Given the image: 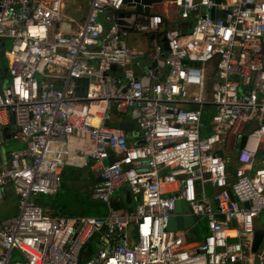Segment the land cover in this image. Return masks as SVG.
Masks as SVG:
<instances>
[{"label": "built area", "instance_id": "2783aa9c", "mask_svg": "<svg viewBox=\"0 0 264 264\" xmlns=\"http://www.w3.org/2000/svg\"><path fill=\"white\" fill-rule=\"evenodd\" d=\"M87 2L77 20L70 0H0V148L6 135L24 145L0 161V204L11 193L17 207L0 220V264H80L92 243L83 264H264V237L252 251L264 230V0H172L176 27L143 13L120 24L123 0ZM128 31L153 37L139 74ZM127 115L137 143L118 128ZM62 165L101 179L89 197L104 214L36 203L60 191ZM179 200L193 225L169 231Z\"/></svg>", "mask_w": 264, "mask_h": 264}, {"label": "crops", "instance_id": "0c3cea01", "mask_svg": "<svg viewBox=\"0 0 264 264\" xmlns=\"http://www.w3.org/2000/svg\"><path fill=\"white\" fill-rule=\"evenodd\" d=\"M171 1L172 0H163L160 3L151 6V11L149 13L151 15H159L162 18L163 22H165L166 27H176L178 25V23L180 22L177 11H176V9L173 6ZM67 7H72L71 9H73V13H72V15H67V14H65V15L67 17H73L77 20H80L84 17V15L87 11L88 2H87V0H70V3ZM99 18H100V20H103L102 15ZM124 38L126 40L128 47H130L135 52V57L133 58V66L135 68L136 73L139 74V72H140L139 68H141L140 64L142 63V66H144L145 63L147 62L146 57L144 55H145V53H147L151 49V42H152L153 37L148 36L146 34H138L135 32L128 31L127 34L124 36ZM158 39H159L160 45L165 50V48L163 46L164 43L162 41V37H159ZM140 54H142L144 56V58H143V56H140ZM5 82L6 81H4L3 84H5ZM128 113H129V111H128ZM133 118L134 117L130 116V115L129 116L127 115V118H126V120H127L126 123H133L134 124V130L129 132V134H128V143H130V144L131 143H137V141H138L137 139L139 137L138 136L139 131L135 126V119H133ZM3 144H6V146L10 145L12 147V149L10 151H12L14 149H20L24 146L19 140H16L9 135H6V137L4 138ZM1 148H0V161L4 162L7 160L8 154L10 151L3 152ZM83 169H85L86 172H88V174H89V176H88L89 178L84 177V180L81 177V173L77 172L78 170H83ZM70 170L71 171L62 172V179L65 178L68 180V184H67L68 188L71 187L70 184L72 183L73 180L75 181V185L78 182L81 183V181L83 180L84 183H88L86 190H81V191L74 190V192L75 193H83L85 196H89L90 187L97 184L95 182V179L97 177L91 172L89 166L84 167V168L72 167V168H70ZM62 188H63V186L61 187V189ZM118 194H119L118 192L115 193L116 196ZM9 195H11V193H7L5 196H9ZM47 197L48 196L43 198V204H44L43 207L47 208L48 210H50L52 212V210H51L52 208L49 206ZM134 201L135 200L133 199V201L130 204H128L127 201H125V202L127 205H131L134 203ZM93 211H95L98 215V212H100V209H99V207H95V208H93ZM102 212H103V214L106 212V208L104 206H103ZM102 212L100 213L101 215H102ZM16 213H17V209H16L15 213L12 214V216L15 215ZM195 230H196L195 231L196 234L191 235V240H201L205 234L203 228L199 229V227H198Z\"/></svg>", "mask_w": 264, "mask_h": 264}, {"label": "rangeland", "instance_id": "374dc122", "mask_svg": "<svg viewBox=\"0 0 264 264\" xmlns=\"http://www.w3.org/2000/svg\"><path fill=\"white\" fill-rule=\"evenodd\" d=\"M71 8L72 7H67L65 10V14L72 15L73 9ZM52 33L53 32L50 31V35H49L50 41H52ZM9 47H10L9 41H5L3 49L8 50ZM4 67H5L4 57L0 55V68L3 69ZM204 120L207 121L208 118H204ZM1 149L3 152H8L12 149V147L10 145L6 146V144H3ZM70 168L72 167L65 166V165L61 166L62 172L71 171ZM77 172L81 173V177L83 180H84V177L89 178L88 177L89 174L88 172H86L85 169L78 170ZM83 180L81 181V183L78 182L76 185L72 186V188L76 191L86 190L88 183H84ZM67 184H68V180L63 178L62 179L63 188L61 189L57 197L59 201L58 203L60 204V208L66 210L67 212H70V214H73L74 216H95L97 213L93 211L92 209H89L90 202L89 200H87V197L83 193H75L74 191H71L67 187ZM52 196L54 195L48 196L49 199H52ZM114 196L116 195L114 194L113 197ZM43 197L44 196L39 195V198H43ZM102 205L97 204L95 205V207H99V209H103L104 205L103 206ZM16 209H17L16 199L14 198V196L12 195L7 196L5 201L2 204H0V220L11 217L12 214L15 213ZM257 227L258 228L264 227L263 216H260L258 218ZM199 229H202V226H199ZM91 246H92V251H95L96 250L95 244L92 243ZM13 257L18 260L22 258V256L18 252L13 253Z\"/></svg>", "mask_w": 264, "mask_h": 264}, {"label": "water", "instance_id": "95a60500", "mask_svg": "<svg viewBox=\"0 0 264 264\" xmlns=\"http://www.w3.org/2000/svg\"><path fill=\"white\" fill-rule=\"evenodd\" d=\"M163 0H123V5L125 6V8L128 11L125 12H120L118 14L120 20L119 23L120 24H124V17H129L130 14L132 13H144V14H149L151 11V6L158 4L160 2H162ZM216 2H219L220 0H215ZM209 16L211 19L213 18H218L219 16V11H215V12H210ZM183 29H187L190 27V25L188 23H181L180 25ZM163 41V46L165 49H167V43L165 42L164 39H162ZM0 55L2 56V51H0ZM147 64V62L145 63ZM141 67L142 63L140 64ZM151 67L155 66V63L152 62L150 64ZM6 71V69H4ZM112 70H115V67H112ZM118 128L127 132H131L134 130V124L133 123H119L118 124ZM244 139L241 140L240 143V147L243 144ZM108 162H112V157H110L108 159ZM228 163L230 164H234V159H229ZM96 183L101 182V179L99 177H97L95 179ZM121 195L124 198L125 201H127L128 204H130L132 202V197L129 194V191L126 187H123L121 189ZM126 203V202H125ZM245 206H247V203L245 204ZM129 211H131V208H129ZM188 213V209L186 207V204L183 200H179L176 202V207L174 210V214L173 216H171L169 218V222H168V230L169 231H174V230H181L184 228H190L193 225V218L187 214ZM181 214H185V215H181ZM264 237V230H257L255 231V236H254V242H253V247H252V251H256L261 239ZM95 241L98 240L97 237H95L94 239ZM95 247H97V245H95Z\"/></svg>", "mask_w": 264, "mask_h": 264}, {"label": "trees", "instance_id": "16d2710c", "mask_svg": "<svg viewBox=\"0 0 264 264\" xmlns=\"http://www.w3.org/2000/svg\"><path fill=\"white\" fill-rule=\"evenodd\" d=\"M205 107H206V110H208L210 106H205ZM226 170H227L230 174H233L234 171H235V166H234V164H230V163H228L227 166H226ZM70 185H71V187H70L69 189H70L71 191H72V190L74 191V189L72 188V186L75 185V181L73 180L72 183H71ZM62 186H63V185H62ZM67 187H68V186H67ZM60 190H61V189H60ZM59 192H60V191H59ZM59 192L56 193L54 196H52V199H49V197H47V200H48L49 206L52 208V209H51L52 212L55 213V214L59 212V213H63V214H66V215L68 214V216H74L73 214H70V212H67L66 210L60 208V204L58 203L59 201H58V199H57ZM42 196L46 197V196H49V195H42ZM44 197H43V198H44ZM86 197H87V200H89V202H90L89 209H92V210H93V208H95V205H96V204H101V203H98V202L92 201V200L90 199L89 196H86ZM43 198H39V196H37V197H36V200H35L36 203L39 204V205L44 206V204H43ZM101 212H102V209H100V212H98V215H99ZM102 214H103V212H102ZM98 215L96 214V216H98ZM100 215H101V214H100ZM91 252H92V246H91V245L86 246L84 252L82 253V255H81V257H80V264H83V263L86 261V259L88 258V256L90 255Z\"/></svg>", "mask_w": 264, "mask_h": 264}]
</instances>
